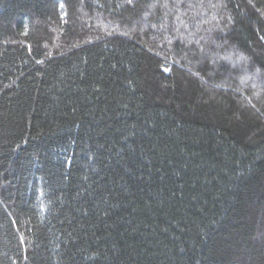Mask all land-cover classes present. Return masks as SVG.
<instances>
[{
    "label": "trees",
    "instance_id": "obj_1",
    "mask_svg": "<svg viewBox=\"0 0 264 264\" xmlns=\"http://www.w3.org/2000/svg\"><path fill=\"white\" fill-rule=\"evenodd\" d=\"M0 264H264V0H0Z\"/></svg>",
    "mask_w": 264,
    "mask_h": 264
}]
</instances>
